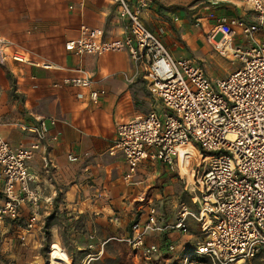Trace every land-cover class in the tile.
<instances>
[{
    "label": "crops",
    "instance_id": "crops-1",
    "mask_svg": "<svg viewBox=\"0 0 264 264\" xmlns=\"http://www.w3.org/2000/svg\"><path fill=\"white\" fill-rule=\"evenodd\" d=\"M209 2L217 17L256 21L255 13L241 0ZM200 8L168 9L158 15L152 6L144 12L143 21L173 56L190 57L186 49H196L198 35L208 41V27L197 33L190 21ZM81 25L101 28L107 38L120 36L124 26L112 0H0V41L7 43L5 51L30 59L15 62L8 58L0 65V138L28 147L35 143L34 135L21 126L30 127L38 119L55 121L49 127V138L38 146L30 162L36 178L30 188L41 197L39 221L30 233L23 231L30 215L26 203L18 227L13 228L17 237L24 235L26 243L34 244L33 250H15L8 254L11 261L7 264H52L54 244L66 253L67 264H210L198 255L186 258L206 235L201 231L200 206L192 195L186 202V188L178 185L180 176L149 160L126 180L124 158L110 149L119 121L152 112L163 114L165 107L148 92L140 76L142 69L135 68L126 53L79 58L67 52L65 43L78 36ZM258 36L264 37V31ZM243 42L240 36L232 40L233 45ZM44 63L51 68L42 67ZM78 67L91 76L90 89L62 83L77 76ZM91 90L104 91L97 104L89 100ZM69 155L76 160H69ZM102 186L107 188V199L100 196ZM144 195L147 200L139 201ZM150 200L160 227L173 224L185 208L191 215L185 233L171 227L147 233L144 246L157 251L145 257L141 250L112 238L129 237L132 224L146 220ZM13 237L8 234L7 238ZM43 242L47 251L42 255L36 248Z\"/></svg>",
    "mask_w": 264,
    "mask_h": 264
},
{
    "label": "built area",
    "instance_id": "built-area-1",
    "mask_svg": "<svg viewBox=\"0 0 264 264\" xmlns=\"http://www.w3.org/2000/svg\"><path fill=\"white\" fill-rule=\"evenodd\" d=\"M241 1L255 13L254 23L239 17H217L210 2L193 16L195 26L208 27L206 39L210 43L217 44L215 37L220 35L225 43L223 50L229 47L231 57L241 63L222 79L209 77L204 65L193 58L173 56L145 26L143 14L151 10L152 0H112L116 16L124 24L120 36L107 38L103 29L81 25L78 36L64 45L67 52L79 58L126 53L135 68L142 69L140 76L148 92L166 109L163 114L152 112L117 123L110 149L124 158L126 180H131L149 160L183 178L179 150L187 144L197 149L203 158L197 167L195 159L189 161L186 157L185 162L192 171L191 191L200 206L201 231L206 239L197 243L186 258L198 255L210 264H246L264 256V37L258 36L264 31V0ZM237 36L244 42L233 45ZM5 45L0 41V65L8 58L30 61L22 53L6 52ZM42 67L51 68L45 63ZM75 71L77 76L62 83L90 89L91 76L80 67ZM103 94V90H91L88 97L97 104ZM53 125L52 119H38L30 127L21 126L34 135L35 143L28 147L0 138V232L7 224L20 222L21 208L26 203L30 204V215L23 230L30 233L39 221L41 197L30 188L36 179L30 172V162L38 146L49 138V127ZM68 159L75 161L76 157L69 155ZM100 196L108 198L106 187H101ZM141 200H147L146 195ZM190 215L185 208L173 224L160 227L158 212L150 200L146 220L135 221L131 235L124 240L150 257L157 249L144 246L146 234L168 227L185 233ZM19 238L25 241L26 237Z\"/></svg>",
    "mask_w": 264,
    "mask_h": 264
},
{
    "label": "rangeland",
    "instance_id": "rangeland-1",
    "mask_svg": "<svg viewBox=\"0 0 264 264\" xmlns=\"http://www.w3.org/2000/svg\"><path fill=\"white\" fill-rule=\"evenodd\" d=\"M211 0H152L153 2V11L157 13L158 15H162L164 11L171 9L173 11L177 10H184V11H194L198 7L207 4ZM191 23L196 27L197 33H199V30L201 31V27L195 26L194 19H190ZM109 36V34L107 35ZM111 38H114V34L110 35ZM109 36V37H110ZM198 38L200 40V44H196V49L193 51H189V49H186L188 51V55L190 57H193L197 60H199L200 64L204 65L205 70L209 77L212 79H222L224 78L231 70H234L240 66V61L236 58L231 57V55L223 57L224 53L222 52L221 48L217 47V44L215 42L209 43L208 41H202V38L198 35ZM221 39L220 35H217L215 37V41H219ZM186 55V54H185ZM188 157L189 161H192L193 159L196 160L195 166L203 160L201 158L200 154L198 153L197 149L194 146H186V148L179 153V171L180 174L185 176L183 178H179L180 181L178 185L180 187L186 188L184 198L189 201L191 195L192 197H196L195 193L191 191V187H193V175L191 168L188 167L187 163L185 162V158ZM176 173V172H175ZM197 202V200H196ZM19 223H14L10 225H6L5 229H3L2 232H0V264H7L11 259L8 257V254H12L15 250L21 248L22 251H32L33 245L32 243L25 241L16 242V240L19 239L18 235L16 234V229H13L14 227H18ZM24 231V230H23ZM25 232V231H24ZM14 233V234H12ZM9 236L13 235V239H8ZM123 238V242H125ZM8 240H11L8 241ZM26 243V245H24ZM127 243V242H126ZM129 244V243H128ZM130 245V244H129ZM133 247L132 245H130ZM134 248V247H133ZM38 251L40 250V253L42 255L46 253L47 251V244L43 242L41 246L36 248ZM135 249V248H134ZM139 250V249H138ZM136 251V249H135ZM50 253V249H49ZM246 264H264V256H259L255 258L254 260H251L250 262H247Z\"/></svg>",
    "mask_w": 264,
    "mask_h": 264
},
{
    "label": "bare ground",
    "instance_id": "bare-ground-1",
    "mask_svg": "<svg viewBox=\"0 0 264 264\" xmlns=\"http://www.w3.org/2000/svg\"><path fill=\"white\" fill-rule=\"evenodd\" d=\"M217 47L221 48L222 52L224 53L223 55L224 58L226 56L231 55L229 47H227L226 50H223V48L225 47L224 40L220 39L219 41H217ZM188 145L192 146L191 144H187L184 147L180 148L179 151L182 152ZM66 260H67L66 253L58 245L56 244L52 245L51 246V263L52 264H67Z\"/></svg>",
    "mask_w": 264,
    "mask_h": 264
}]
</instances>
